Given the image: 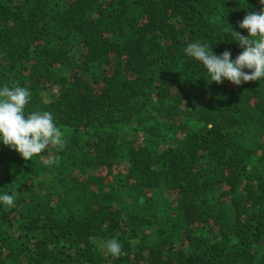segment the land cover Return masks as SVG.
Segmentation results:
<instances>
[{
    "label": "trees",
    "instance_id": "16d2710c",
    "mask_svg": "<svg viewBox=\"0 0 264 264\" xmlns=\"http://www.w3.org/2000/svg\"><path fill=\"white\" fill-rule=\"evenodd\" d=\"M261 7L0 0V86L66 137L27 161L0 145V264H264V80L209 84L183 51L235 59Z\"/></svg>",
    "mask_w": 264,
    "mask_h": 264
},
{
    "label": "clouds",
    "instance_id": "9594fccd",
    "mask_svg": "<svg viewBox=\"0 0 264 264\" xmlns=\"http://www.w3.org/2000/svg\"><path fill=\"white\" fill-rule=\"evenodd\" d=\"M261 10H248L239 24L247 30V35L231 30V40H235L243 51L232 58L230 51L216 54L206 42H190L183 49L187 58L195 61L203 70L209 84L223 83L225 80L234 85L249 81L264 80V0H259ZM248 71H245V70ZM31 100V91L21 86H0V145L15 150L25 161L45 152L49 146L61 151L66 146L65 133L55 123L50 111L26 112ZM56 161L49 158L46 166ZM16 195L0 194V207L11 208ZM105 256L119 259L122 255L121 242L113 237L101 244Z\"/></svg>",
    "mask_w": 264,
    "mask_h": 264
}]
</instances>
